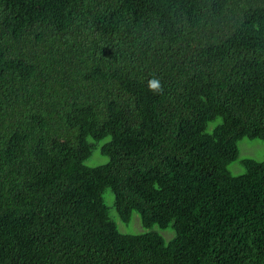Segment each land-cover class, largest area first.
I'll return each instance as SVG.
<instances>
[{"label":"trees","instance_id":"1","mask_svg":"<svg viewBox=\"0 0 264 264\" xmlns=\"http://www.w3.org/2000/svg\"><path fill=\"white\" fill-rule=\"evenodd\" d=\"M243 139L264 141V0H0V264H264Z\"/></svg>","mask_w":264,"mask_h":264},{"label":"rangeland","instance_id":"2","mask_svg":"<svg viewBox=\"0 0 264 264\" xmlns=\"http://www.w3.org/2000/svg\"><path fill=\"white\" fill-rule=\"evenodd\" d=\"M238 145L240 155L238 160H240V158H251L256 161H262L264 159V141L243 139L239 142ZM96 154L97 153H95V155ZM96 159L97 161H99V163L104 161V158L100 156H97ZM237 163L238 162L236 161L229 166V169L233 174H241L244 172V169L240 165V163ZM103 197L105 204L109 208L111 218L116 222V225L120 232L128 234H138L144 231L140 224L139 216L135 212L132 213L129 223L125 224L120 221L114 209V197L111 191L105 190L103 193ZM154 229L159 232V234L165 239L166 242L174 237V232L171 229L160 230L156 227H154Z\"/></svg>","mask_w":264,"mask_h":264},{"label":"clouds","instance_id":"3","mask_svg":"<svg viewBox=\"0 0 264 264\" xmlns=\"http://www.w3.org/2000/svg\"><path fill=\"white\" fill-rule=\"evenodd\" d=\"M148 90L154 95H163L164 87L158 77L153 76L152 79L148 81Z\"/></svg>","mask_w":264,"mask_h":264}]
</instances>
